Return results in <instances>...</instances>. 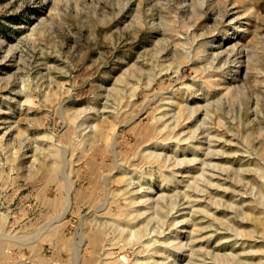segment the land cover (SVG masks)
<instances>
[{
  "label": "rangeland",
  "instance_id": "rangeland-1",
  "mask_svg": "<svg viewBox=\"0 0 264 264\" xmlns=\"http://www.w3.org/2000/svg\"><path fill=\"white\" fill-rule=\"evenodd\" d=\"M0 253L264 264V0H0Z\"/></svg>",
  "mask_w": 264,
  "mask_h": 264
},
{
  "label": "bare ground",
  "instance_id": "bare-ground-1",
  "mask_svg": "<svg viewBox=\"0 0 264 264\" xmlns=\"http://www.w3.org/2000/svg\"><path fill=\"white\" fill-rule=\"evenodd\" d=\"M237 41V40H236ZM212 44V43H211ZM236 45V44H235ZM239 47V46H238ZM229 48V47H228ZM192 49V48H191ZM201 51V50H200ZM226 55V54H225ZM203 56V55H202ZM241 57V56H240ZM219 60V59H218ZM212 75V74H211ZM212 76H215V75H212ZM216 77V76H215ZM185 94V93H184ZM183 94V95H184ZM173 95V94H172ZM175 95V94H174ZM170 96V95H169ZM181 97V96H180ZM175 98V97H174ZM189 99H190V97L188 96V95H184L181 99H180V101H181V103H186L187 104V102L189 101ZM177 102H179V101H175L174 99H173V97L171 96V97H169L168 98V101L167 102H165V104L164 103H162V102H160L161 104H160V106H159V113H161L162 114V116H164V115H167L168 114V109H172L173 108V106L175 105L176 106V104H177ZM184 104H182L183 106H185ZM172 107V108H171ZM165 108H168V109H165ZM164 110H167V111H164ZM169 112H170V110H169ZM169 115H170V113H169ZM169 115H167V116H169ZM171 117V116H170ZM161 119V118H160ZM185 123V122H184ZM165 125V124H164ZM178 125V124H177ZM179 126H181V125H179ZM183 126V125H182ZM175 127V126H174ZM208 130V129H207ZM175 132V131H174ZM206 132V131H205ZM208 133V132H207ZM180 134V133H179ZM194 135H196V134H194ZM157 143V142H156ZM148 145V144H147ZM152 145V148L153 149H156L157 148V144H151ZM150 145V146H151ZM207 145V144H206ZM177 150V149H176ZM199 150V149H198ZM155 152V151H154ZM175 152H177V151H175ZM174 152V153H175ZM154 155V154H153ZM175 156V155H174ZM208 157V156H207ZM209 159V158H208ZM118 170V169H117ZM120 170H122V172H124V173H126V172H129V171H133V170H135V169H130L129 170V168L127 167V166H125V167H121V169L119 168V171ZM135 172H137V171H135ZM128 174V173H127ZM132 174V173H131ZM129 175H130V173H129ZM203 175V174H202ZM132 176V175H131ZM131 176H130V179H132L131 178ZM141 176V175H140ZM130 179H127V181H126V186H127V188H126V190H124L125 192H127V191H129L130 189L128 188V187H130V185L132 184V182H131V180ZM146 179V178H145ZM164 179V178H163ZM165 180V179H164ZM167 184V183H166ZM172 188V187H171ZM123 190V189H122ZM164 193V192H163ZM98 212V211H97ZM131 214V213H130ZM95 215V214H94ZM129 215V214H128ZM99 216V215H98ZM94 218H97V216H95ZM99 219H101V218H99ZM99 219H95V220H99ZM103 220V219H102ZM101 220V221H102ZM132 220V219H131ZM106 221V220H105ZM60 222V221H59ZM96 222V221H95ZM115 222V221H114ZM58 223V222H57ZM97 223H100V221L99 222H97ZM102 224L101 225H103L104 224V222L102 221L101 222ZM107 223V222H106ZM109 223V222H108ZM121 223V222H120ZM120 223H117V224H120ZM110 224V223H109ZM116 225V224H115ZM120 226H121V224H120ZM51 227V226H50ZM125 227V226H124ZM128 228V227H127ZM126 227H125V230L127 229ZM119 231H120V233H123V231L125 232V230H123V227L120 229L119 227L117 228ZM134 229V228H133ZM117 230V231H118ZM122 230V231H121ZM131 231V230H130ZM119 233V232H118ZM119 233V234H120ZM105 235H106V232L105 231H101L100 229L99 230H97L96 231V233L95 234H93L92 235V237H90V239H89V241H90V243L92 244V250H91V252L89 253V259L91 260V259H93L94 257H95V250H94V247H96V245L98 244V242L103 238V237H105ZM121 235V234H120ZM130 235V234H129ZM131 236V235H130ZM43 237V236H42ZM128 237V236H127ZM137 237V236H136ZM129 238V237H128ZM140 240V239H139ZM149 240H150V238H149ZM144 242V241H143ZM83 252V251H82ZM102 252H103V254H105V255H107L108 253H109V251L107 250V248H105V244H103L102 245ZM1 254V253H0ZM150 254V253H149ZM153 255V254H152ZM1 256V255H0ZM98 257V256H97ZM88 259V260H89ZM152 259V258H151ZM77 262V261H76ZM87 262H90V261H87ZM87 264H89V263H87ZM155 264V263H154Z\"/></svg>",
  "mask_w": 264,
  "mask_h": 264
}]
</instances>
